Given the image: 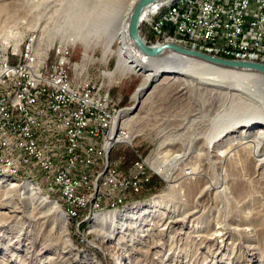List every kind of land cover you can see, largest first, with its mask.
<instances>
[{
    "label": "rangeland",
    "instance_id": "374dc122",
    "mask_svg": "<svg viewBox=\"0 0 264 264\" xmlns=\"http://www.w3.org/2000/svg\"><path fill=\"white\" fill-rule=\"evenodd\" d=\"M34 1L0 0V39L13 43L8 46L0 44L1 70L7 68L6 64L15 68L24 64L28 39H36L35 35H41L39 52L36 49L35 52L37 66L43 68L45 75L52 72L56 64L55 44L70 47L73 51L68 67L72 84L78 86L89 82L91 86L109 91L116 107L122 108L119 118L127 108H136L132 113L137 115L134 122L127 124L125 115L119 122L124 121L128 128L140 135H133L130 147L120 145L114 148L109 157L111 168L128 176L133 163L142 155L144 158L150 156L149 162L155 160L156 166L165 173L161 178L149 169L153 176L143 191L145 200L130 203L134 192L116 190L108 192L109 197H105L99 190L97 177L107 168L103 165L97 173H91L87 182L83 181L84 186L78 188L77 193L88 199L97 196L104 206L93 214L79 212L80 215L69 217L68 210L59 206L60 195L47 194L38 176L21 178L22 173L15 177L5 171L3 177L7 176L8 181L32 183L43 197L61 208L68 219L71 247L65 249L67 239L62 237L59 219L37 210L35 205L26 206L27 202H23L20 195L5 199L9 190L0 187V264H129V259L131 264H264V168L257 171L252 149H233L229 146L234 142L228 143L231 136H234L232 139L240 137L245 127H239L235 133L222 139L216 149H209L218 134L212 127V120L227 91L174 83L161 85L154 91L151 87L139 100L135 95L145 79L142 72L133 71L125 77L109 75L116 68L119 47L116 41L111 52L104 53L109 43V30L103 34H91L94 37L91 47L85 50L80 43L63 38L54 31L46 17H38L41 12L35 5L39 0ZM43 25L47 28L43 29ZM139 35L148 45L163 44L147 19L140 22ZM86 54L87 59H84ZM82 60L85 62L83 70ZM11 77L5 78V85L13 91ZM23 80V77L19 78L20 82ZM14 112L18 110L14 109ZM18 122L15 119V123ZM259 128L262 125L256 124L250 132ZM2 131L9 132L1 123ZM44 140L47 143L44 145L55 146L53 141L49 144L47 139ZM94 146L103 148L102 145ZM3 149L0 146V172L9 158V153L6 155ZM226 150L229 152L222 156ZM162 153L166 155L163 158L169 159L166 169L160 166ZM218 155L223 163L217 160ZM163 163L167 162L163 160ZM35 177L36 183L32 182ZM205 180L214 188L196 203L194 200L199 195L196 189ZM89 186L91 188L87 189ZM153 199L164 200V203L151 208L147 204ZM192 205H197L200 212L173 230L168 229L167 222H161L173 213L187 215ZM114 211L120 212L114 223L107 222L97 231H90L96 214ZM90 214L89 218L87 215ZM248 229L251 231L247 232ZM210 234H220L218 243L203 242L204 236Z\"/></svg>",
    "mask_w": 264,
    "mask_h": 264
},
{
    "label": "built area",
    "instance_id": "2783aa9c",
    "mask_svg": "<svg viewBox=\"0 0 264 264\" xmlns=\"http://www.w3.org/2000/svg\"><path fill=\"white\" fill-rule=\"evenodd\" d=\"M153 16L147 18L148 25ZM151 29L156 36L165 32L196 33L215 39L216 44L264 46V0H187L173 15H168L166 22ZM34 40L28 39L22 66L6 64L3 70L0 67V124L9 130L0 132V146L6 155L11 146L14 149L2 171L38 176L45 191L60 195L59 206L71 210L72 217L78 216L85 201H92V208L104 206L97 196L88 199L77 193L78 188H83V181L87 182L91 173H97L103 165L106 171L97 178L105 197L116 190L143 192L153 176L148 171L149 156L139 155L128 176L109 164L116 146L130 147L134 140L123 124L113 119L117 107L110 92L89 82L78 86L71 83L68 64L73 50L65 44H55L56 64L52 72L43 74V68L37 66ZM8 76L12 78L13 91L5 85ZM20 77L24 78L22 82ZM104 133H114L110 149L95 148L94 145L103 147ZM44 139L49 144L53 141L55 146L44 145ZM55 150L59 153L54 154Z\"/></svg>",
    "mask_w": 264,
    "mask_h": 264
},
{
    "label": "bare ground",
    "instance_id": "6f19581e",
    "mask_svg": "<svg viewBox=\"0 0 264 264\" xmlns=\"http://www.w3.org/2000/svg\"><path fill=\"white\" fill-rule=\"evenodd\" d=\"M32 1L36 2L34 0ZM138 1L139 0H39V3L35 6L41 12L38 17H46L47 22L52 24L54 31L61 34L63 38H69L74 42L80 43L85 50H89L91 47V43L94 38L91 34H103L109 30V43L105 47L104 53L107 54L111 52V47L114 42L118 41L119 43L116 68L113 72L109 73V75L111 74L112 77H125L133 71L142 72L145 79L135 95V98L139 100H141L142 96L145 95V92L151 87H153L154 91L161 85H172L174 83H185V85L186 83H191L194 86H197L198 89L212 88L213 90H226L227 94L222 98L220 110L212 120V127H214L215 131H218V134L215 138L213 137L214 139L212 138L213 140L211 141L209 149H216L218 146L217 143L229 134L235 133L239 127L244 126L245 128L241 132L240 137L232 139L234 136H231V138L228 139V143L234 142L229 147L233 149L241 147L252 149L254 160L257 162V171L263 169L264 76L248 70H225L216 68L197 59L183 57L171 51H167L157 58L145 56L136 48L128 37V24L131 14ZM185 1L187 0H173L171 2L169 0H161L158 4L149 6L144 10L141 16V21H144L148 17L154 15L149 19V26L151 28H157L166 22L168 15H173L178 8H181ZM168 2L170 3L166 5ZM164 5L166 7L162 9V6ZM122 9L123 11L121 12ZM44 28H47V26L43 25V29ZM48 29L46 31L47 33ZM35 36L36 39L34 47L39 52L38 43L39 45L42 43L40 39L41 35ZM157 37H159L163 43H177L185 45L188 48L190 47L192 49L204 51L215 57L229 60L233 59L235 61H253L264 65V46L248 45L243 43L216 44L215 39L200 37L196 33L165 32L157 33ZM38 38L39 40L37 41ZM97 38L99 37L97 36ZM0 44L6 46L10 44L13 45L12 41L8 43L3 38L0 39ZM87 56L88 54L85 55L84 59H87ZM83 62L84 60H82L81 64L82 70L83 67H85V62ZM154 82L156 83L152 84ZM261 95L263 96L261 97ZM127 109L128 110L124 111L120 118L125 115L127 124H130L134 122V119L137 117V115H132L136 108ZM121 111L122 108H116V111H113V119H118L117 123H122L123 127L129 131L130 135H140L137 134L133 128L132 130L128 128L129 125L126 126L124 121L119 122V114ZM256 124L262 125V128H259L254 133H251L250 131L252 127ZM113 140L114 133H104L103 149H110L111 142H113ZM13 150L14 149L11 146L9 153ZM227 152H229V150L224 151L221 155L225 156ZM164 155L165 154L162 153L159 156V159L161 160L160 166L163 167V169H166L169 159H165L166 157L163 158ZM149 157L147 158L149 168L162 178L165 173L164 170L156 166L155 160L150 163ZM216 158L220 161V163H223V161L219 158V155L216 156ZM163 160L167 163L164 164ZM4 172L5 171L0 172V187L5 188V191L9 190V195L5 197V199L19 197L20 195L23 202L25 201L29 203H26V206L29 207L30 205H35L37 210H42L45 213L59 219L61 222L60 231L61 234L64 235L62 237L67 239V241H65L67 243L65 249H69L71 244L68 236V219L62 213L61 208L55 203L49 201L47 198L43 197L36 186L32 183L8 181L9 179H7V176L3 177ZM7 172H10V176H19L17 171ZM20 177L22 178L24 176ZM27 177L29 178L32 176ZM35 179H37V177L33 178L32 182L36 183ZM212 188L214 187L207 184L206 180L205 182H202V185L196 189V193L199 192V195L194 201L196 203L201 201V199H203L207 194L211 193ZM143 193L145 192L137 193L135 195H141ZM47 194L52 195V193L49 192ZM4 195H6V193L3 194V198ZM163 203L164 200L153 199L147 205L153 208L159 204L163 205ZM92 205V201H85V207H81L80 212L92 213L101 209V207L92 208ZM135 206L142 209L141 206L136 204ZM198 208L199 207H197V205H192L190 212H186L187 215L183 216L181 213L174 215L173 213V216H167L168 218L162 219L161 222H167L168 229L173 230L176 225L184 223L185 219L187 221V219H191L196 216V214L200 212ZM67 210L68 212L66 214L69 217H72V211L69 209ZM92 214L87 216L90 218ZM119 216L120 212L118 211L104 213L101 215L96 214L90 231H97L101 225H104L107 222L114 223ZM246 231L249 232L251 230L248 229ZM219 237L220 234H210V236H204L203 242L215 244L218 243ZM106 238L110 240L114 239L112 236H107ZM128 262L131 264L132 260L129 259Z\"/></svg>",
    "mask_w": 264,
    "mask_h": 264
},
{
    "label": "water",
    "instance_id": "95a60500",
    "mask_svg": "<svg viewBox=\"0 0 264 264\" xmlns=\"http://www.w3.org/2000/svg\"><path fill=\"white\" fill-rule=\"evenodd\" d=\"M159 1L161 0H139L130 17L128 24V37L142 54L147 57L157 58L165 52L171 51L183 57L197 59L216 68L225 70H248L264 76V65L260 63L223 59L173 43L148 45L139 35L141 16L147 7L154 6L158 4Z\"/></svg>",
    "mask_w": 264,
    "mask_h": 264
},
{
    "label": "trees",
    "instance_id": "16d2710c",
    "mask_svg": "<svg viewBox=\"0 0 264 264\" xmlns=\"http://www.w3.org/2000/svg\"><path fill=\"white\" fill-rule=\"evenodd\" d=\"M144 193L141 194V195H134V198L133 199H130V203H133V202H138L140 200H145L144 198ZM137 200V201H136ZM99 257V256H98Z\"/></svg>",
    "mask_w": 264,
    "mask_h": 264
}]
</instances>
